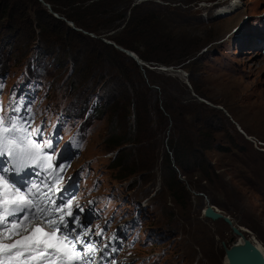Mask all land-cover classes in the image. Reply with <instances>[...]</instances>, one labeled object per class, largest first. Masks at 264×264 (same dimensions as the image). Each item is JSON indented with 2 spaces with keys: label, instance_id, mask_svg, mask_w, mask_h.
<instances>
[{
  "label": "rangeland",
  "instance_id": "1",
  "mask_svg": "<svg viewBox=\"0 0 264 264\" xmlns=\"http://www.w3.org/2000/svg\"><path fill=\"white\" fill-rule=\"evenodd\" d=\"M92 2L99 4L97 32L76 26L62 14L67 10L56 12L45 0H0V105L7 110L13 94L24 97L35 114L33 124L70 147L73 206L89 209L91 221L85 223L102 231L106 243L120 246L109 263L225 264L223 244L237 237L222 220L204 217L207 204L264 251V0L76 5ZM138 15L152 20L140 51L156 60L133 52L149 68L113 40ZM97 49L113 59L100 65ZM126 58L136 65L133 78L159 95L163 89L172 105L196 111L197 122L186 112L179 116L187 131L206 133L211 123L212 149L202 152L195 171L175 168L173 179L165 172L164 156L172 158L168 117L163 126L152 121L147 139L127 154L132 170L115 167L127 144H111L108 118L96 109L105 89L123 77L121 69L132 70ZM83 67L88 70L80 72Z\"/></svg>",
  "mask_w": 264,
  "mask_h": 264
},
{
  "label": "snow or ice",
  "instance_id": "2",
  "mask_svg": "<svg viewBox=\"0 0 264 264\" xmlns=\"http://www.w3.org/2000/svg\"><path fill=\"white\" fill-rule=\"evenodd\" d=\"M34 118L22 96L13 94L7 110L0 105V264H106L117 249L92 239L103 232L82 222L78 203L73 212L74 196L61 188L66 164L55 163L59 145L32 127Z\"/></svg>",
  "mask_w": 264,
  "mask_h": 264
},
{
  "label": "trees",
  "instance_id": "3",
  "mask_svg": "<svg viewBox=\"0 0 264 264\" xmlns=\"http://www.w3.org/2000/svg\"><path fill=\"white\" fill-rule=\"evenodd\" d=\"M45 1L51 4L52 9L56 12L62 13L58 7L67 10L62 14L76 26L87 31H98L97 28L100 23H98L99 21L96 20V18L99 4L92 2L91 5L83 7L76 4H83L87 0ZM144 16L145 15H138L137 18L133 17L129 19L122 29L121 34L114 37L113 40L118 46L135 52L141 59L151 62L156 59H152L147 51H140V46L144 44L140 39H146V29L150 28L152 24V20ZM49 18L52 19L51 16H49ZM64 28L66 31H71V33H73L68 27L65 26ZM82 39H84V37H82ZM86 39L88 42H91L89 38H85V40ZM137 42L141 44L139 47L137 46ZM96 43L101 47L104 46L113 51L111 46L102 44L99 41H96ZM91 53L92 52H90V54ZM97 56L100 57V59L98 58L100 65H104L107 61L113 59L109 52H102L98 49L95 54V57ZM126 59L132 64L130 67L132 70L130 71L125 67H121V75H123V77L114 80L111 85L105 89L103 103L99 109H96L99 111V114L104 113L108 118L109 141L111 144L116 147L127 144V146L121 150V155L114 159L113 162L115 163V167L121 170L126 169L128 172L132 170L134 161L131 159L132 157H128L127 154L131 155L136 152L135 150H137V147L147 139L149 125L152 121L163 126L165 120L169 118L172 122L171 130L173 135L168 140L167 145L172 158H170L168 154L164 156V170L169 178L172 179L176 178L177 175L175 168L185 174L189 173L191 170L195 171V162L201 158L202 152L212 149L211 123H209V125L207 124V126L204 127L205 129L203 128V130H206V133L193 134L187 131L188 129H185V124L182 126L179 116L186 112L188 116L195 119L197 114L196 111L193 108L186 109L177 104L172 105L167 98L168 95L163 89L161 90V95H159L157 90L146 87L138 77L135 76L133 78V75H135L133 69H137H135L136 65L131 59ZM83 70H88V68L83 67L80 72ZM195 90L197 91L196 88ZM160 109L167 114L166 117L161 114ZM196 120L197 119H195V121ZM200 124L201 123H198V125ZM133 157H135L134 154ZM131 161L133 164H131ZM190 161L193 162L190 163ZM165 179L164 174H162L163 183L165 186H168L165 183ZM66 180L68 181V187L72 184L75 186V177L73 175L69 174Z\"/></svg>",
  "mask_w": 264,
  "mask_h": 264
},
{
  "label": "water",
  "instance_id": "4",
  "mask_svg": "<svg viewBox=\"0 0 264 264\" xmlns=\"http://www.w3.org/2000/svg\"><path fill=\"white\" fill-rule=\"evenodd\" d=\"M49 7V6H47ZM115 47L127 54L130 58L134 59L137 64L140 66L147 67V65L140 61L137 56L122 47L116 46ZM159 71H167L168 68L166 67H154ZM204 217L211 221L222 220L227 226L230 227L231 233L236 237H243V233L240 230L239 226H235L233 221L228 215L223 213H218L213 209L212 204H207L204 210ZM224 247V254L227 260V264H264V256L256 247V245L251 241L249 238L244 239L242 243H236L235 240H232V243L227 247L223 244Z\"/></svg>",
  "mask_w": 264,
  "mask_h": 264
},
{
  "label": "bare ground",
  "instance_id": "5",
  "mask_svg": "<svg viewBox=\"0 0 264 264\" xmlns=\"http://www.w3.org/2000/svg\"><path fill=\"white\" fill-rule=\"evenodd\" d=\"M234 6H236L235 4H232V5H230V7L229 8H231V7H234ZM213 209L216 211V212H218V210L216 209V208H214V206H213ZM220 213V212H219ZM242 232H245V230L243 229V228H241L240 229ZM245 238H241V237H237V239H236V243H242L243 242V240H244ZM255 245H256V247L259 249V251L262 253V255L264 256V251L262 250V248L260 247V245L258 244V243H255V242H253ZM224 262H225V264H227V260H226V257L224 258Z\"/></svg>",
  "mask_w": 264,
  "mask_h": 264
}]
</instances>
